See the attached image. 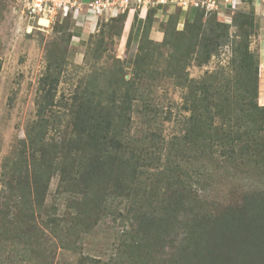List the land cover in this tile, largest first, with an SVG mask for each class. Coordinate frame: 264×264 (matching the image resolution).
<instances>
[{
    "label": "rangeland",
    "instance_id": "374dc122",
    "mask_svg": "<svg viewBox=\"0 0 264 264\" xmlns=\"http://www.w3.org/2000/svg\"><path fill=\"white\" fill-rule=\"evenodd\" d=\"M167 5L150 10L145 21V11L127 21L121 12L102 15L86 28L80 23L91 17L83 15L84 6L77 16H61L44 26L22 13L14 0H0V264H180L168 258L171 246L180 245L184 227L166 231L151 222L152 214L166 222L172 212L169 187L190 179L195 201L186 203L189 211H178L187 229L201 204L217 208L240 193H263L264 165L258 157L248 158L253 153L246 149L260 121L242 112L247 107L242 99L245 75L238 56L247 47L258 54L257 102L264 104V3L216 10L229 24L228 37L221 38L209 58L199 57L198 47L186 52L183 45L189 41L181 32L193 28L194 8L185 20L184 13L179 18L178 5ZM196 13L203 14L202 28L208 29L212 13L200 8ZM145 34L154 42L147 41L151 48L142 42ZM188 52L185 68H175L180 66L175 57ZM126 98L131 119L117 136L128 143L125 157L134 151L142 156L141 165L136 173L128 165L115 172L127 176L137 191V175L147 171L142 175L148 176L145 196L152 200L107 194L96 211L78 218L76 201H83V195L61 179L63 170L73 172L61 163L63 156L69 162L72 154L88 171L85 155L92 152L93 124L84 122L99 120L97 127H105V107L111 99L122 104ZM207 120H213V130L219 125L240 130L244 147L236 139L238 153L222 155L224 138L217 135L210 139L211 148H200L194 141L202 136L196 135V125ZM117 121L113 118L111 125ZM62 138L72 141L71 154L61 149ZM169 157L173 184L156 176ZM131 202L136 205L129 206ZM142 211L150 217L146 226L134 219ZM158 241L139 255L138 243Z\"/></svg>",
    "mask_w": 264,
    "mask_h": 264
},
{
    "label": "trees",
    "instance_id": "16d2710c",
    "mask_svg": "<svg viewBox=\"0 0 264 264\" xmlns=\"http://www.w3.org/2000/svg\"><path fill=\"white\" fill-rule=\"evenodd\" d=\"M166 6L168 5L159 4L148 8L145 17H143L145 18L144 21L148 18L150 10H162ZM191 8H194L192 14L196 20L195 23L191 25L193 28L189 30V34L181 32L184 39L189 41L183 44L188 46L185 51L187 52L196 46L202 52V55L199 57L209 58L216 46L219 45L221 38H223V36H225V38L228 37L229 24L223 22L221 15H219L216 10L208 11L211 12L213 16L208 19L209 28L203 29L202 26L205 23L203 20V14L196 17L197 13L195 14V10L196 8L206 9L201 6H190L186 8L188 11L185 14V20H188L192 16ZM181 9L182 8L180 7L179 18L181 15ZM135 15L139 16L140 12L138 13L133 7L128 9L127 12L125 11V21H127L129 16L133 19ZM68 16L66 17L69 18ZM69 20L71 21V19ZM199 21L201 24H198ZM214 23H216L217 26H215ZM201 31L205 33L202 39L199 37ZM148 33L149 31H147V34ZM147 34L143 37L142 42L145 41L144 45L147 46L146 48H151L148 44L146 45V43L148 41L154 44V42ZM188 54L189 52L181 54L180 57H175L177 59V64H180V66L175 65V68H185L188 64ZM239 56L238 61L240 60L241 62L239 66L244 70L245 75V81L242 84V99H245V105H247L246 108L242 109V112H247V115L251 117L252 121H260L258 128L253 129L250 141H246V149L248 150V153H253V155L248 156V158L258 157L259 159H257V162H259V164L263 163L264 165V104L261 105L257 102V97L259 95L260 70L258 54L255 51H250L247 47L242 56H240V59ZM115 96L116 93L114 94V97ZM117 103L118 102L115 99H111V106L105 107L106 110H108V113L106 111L103 119L105 127H101V129L97 127L99 120H97L98 123L96 121L84 122L93 124L90 128L89 134L91 136L90 141L93 143L92 152L90 155H85L90 162V169L87 167L88 171L85 172L78 163H75L76 158H73L71 154L74 150L72 141L62 138L60 143L62 147L61 149L65 150L68 154H71L69 156L72 157L69 162H66L63 152L64 159H62L61 163H64V166L69 165L71 169H73V172H68V174L66 173V170H63L61 179H63L66 182V185L70 188L71 186L78 187L76 192L83 195V201H81L80 197H78L79 200L76 201L78 218L79 216L81 218L84 213L96 211V208L101 204V201L103 202V196L107 194L132 197L136 202L141 200H152L145 196V186L147 185L148 176L143 178L142 175L147 173V171L137 175V191L130 183H128L127 176L116 175V168L126 167L127 165L133 173H136L137 168L141 165L140 162L142 158L141 155L135 154L134 151H132L133 154L130 158H127L124 155L123 148L128 143L123 144L117 134L121 132L123 128L127 127V123L131 119L129 116L131 106L129 104V98L124 99L122 104L121 102H119V104ZM116 108H119L120 111L117 112ZM113 118L118 121L117 123H114V125H111ZM101 123H103V121H100V124ZM107 123H109V125ZM213 124V120H209V122L208 120L201 121L198 123L196 125V128H198L196 135L202 133V136L201 140L194 139V141L200 146V148H211L213 144H211L210 139L212 140L214 136L219 135L218 137L221 139L224 138V141L220 143L223 147L222 155L228 157L235 156L238 151L234 150V146L236 147L234 140H239L242 132L240 130L234 131V129H231L230 131L227 127L225 131V128L221 125L213 130ZM119 128L122 129L120 130ZM246 132L249 134V131ZM205 133L208 134L204 135ZM183 139L184 137L180 138L177 144L180 145L179 143H183ZM239 141L242 143L244 142L243 140ZM70 142L72 144H70ZM244 144L245 142L240 145L244 147ZM160 164L161 162L157 167L160 168ZM173 164L174 161L171 157L163 162V168L159 169V173H156L159 180L165 179L169 184L174 183L175 171L173 169ZM46 167H48L46 174L48 180L50 177L49 171L53 167L52 162L47 164ZM50 167L51 169L49 170ZM113 177L115 179L117 178L116 182L114 181L115 179H112ZM85 181H88L86 185H84ZM74 189L76 188H73V190ZM192 189L193 186L190 183V179L185 181L180 180L175 186L172 185L169 187L170 193L168 202L171 203V208L173 210L171 213H168L169 216L167 221L164 222L163 217L161 219L156 217V214H152L151 216V222L153 219V221H155L153 224H156L161 228L163 227L166 231L172 228L175 229L176 226L184 227L185 234L181 238L180 245L173 244L170 248L171 253L168 259L170 260V258L175 257L171 263L180 262V264H184V261L187 259V264H264V191L260 194L256 191L252 193H240L237 197L231 199L230 203L226 206L222 205L217 208L210 209L206 204H201L198 206V210L194 212V216L191 219L193 222L191 227L187 229L184 223H180L178 211L186 210V208L188 209L187 211L190 210L189 207L186 206V203H189L190 199L195 201V195L191 191ZM139 191H141L142 194L138 193ZM135 205L134 202H131L129 206L134 207ZM205 206L207 207L206 210ZM138 208L139 207H137V209ZM156 211L157 210L154 209L152 212L154 213ZM134 219L135 221L140 220L139 222H142L141 224L144 226H146L147 221H150L148 220L150 219L149 215L144 211L138 212V216L136 218L134 217ZM144 229L145 228H143V230ZM153 233L157 234V232ZM173 241H176V238H174L172 242ZM158 244L159 241L153 242L152 244L147 242L146 246L138 243L136 247H139V255L145 256V254L148 253V251L145 250L146 247L149 245L150 247H157L156 245ZM155 251L157 253V248ZM136 263L137 262H135V264Z\"/></svg>",
    "mask_w": 264,
    "mask_h": 264
},
{
    "label": "built area",
    "instance_id": "2783aa9c",
    "mask_svg": "<svg viewBox=\"0 0 264 264\" xmlns=\"http://www.w3.org/2000/svg\"><path fill=\"white\" fill-rule=\"evenodd\" d=\"M20 11L30 18L40 21L45 18L50 23L61 16H77L83 6L86 17H98L106 14L125 12L127 9L143 10L159 4L178 5L181 8L201 6L208 11L236 8L244 0H14ZM247 1V0H246ZM264 3V0H254Z\"/></svg>",
    "mask_w": 264,
    "mask_h": 264
},
{
    "label": "crops",
    "instance_id": "0c3cea01",
    "mask_svg": "<svg viewBox=\"0 0 264 264\" xmlns=\"http://www.w3.org/2000/svg\"><path fill=\"white\" fill-rule=\"evenodd\" d=\"M242 3L246 4L247 2H242ZM242 3H239V5H242ZM144 11H145V10H143V12H144ZM187 11H188V10H184V9H182L181 13L186 14ZM182 15H183V14H182ZM184 16H185V15H184ZM93 23H94V19H93V18H89V19H87V18L83 17V19H82L80 25H82V26H84V27L87 26L86 28H88L89 26L94 27V26H93ZM82 26H81V27H82ZM261 56H262V50H261Z\"/></svg>",
    "mask_w": 264,
    "mask_h": 264
},
{
    "label": "clouds",
    "instance_id": "9594fccd",
    "mask_svg": "<svg viewBox=\"0 0 264 264\" xmlns=\"http://www.w3.org/2000/svg\"><path fill=\"white\" fill-rule=\"evenodd\" d=\"M250 1L257 2V1H254V0H247V1L244 0L243 2H250ZM258 2H260V1H258ZM182 9H183V8H182ZM143 10H145V15H146L147 10H146V9H143ZM143 10H140V14L142 13ZM145 15H144V16H145ZM91 18H93V19L96 20V19H98V18L100 19V16H98L97 18H96V17H91ZM259 92H260V90H259Z\"/></svg>",
    "mask_w": 264,
    "mask_h": 264
},
{
    "label": "bare ground",
    "instance_id": "6f19581e",
    "mask_svg": "<svg viewBox=\"0 0 264 264\" xmlns=\"http://www.w3.org/2000/svg\"><path fill=\"white\" fill-rule=\"evenodd\" d=\"M40 24L44 25V26H47L48 25V20H46L45 18H43L41 21H40ZM72 27V26H71Z\"/></svg>",
    "mask_w": 264,
    "mask_h": 264
}]
</instances>
